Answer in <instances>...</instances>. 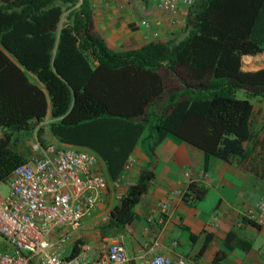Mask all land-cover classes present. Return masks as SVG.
Instances as JSON below:
<instances>
[{"label":"trees","instance_id":"1","mask_svg":"<svg viewBox=\"0 0 264 264\" xmlns=\"http://www.w3.org/2000/svg\"><path fill=\"white\" fill-rule=\"evenodd\" d=\"M186 29L177 43L117 52L96 31L88 0H0V181L27 161L22 136L48 116L57 144L91 150L112 180L136 147L151 160L168 135L206 161L242 156L264 68L243 72L241 58L264 54V0H194ZM35 136L48 144L40 126ZM153 178L140 172L106 228L137 219ZM188 188L197 199L205 193Z\"/></svg>","mask_w":264,"mask_h":264},{"label":"crops","instance_id":"2","mask_svg":"<svg viewBox=\"0 0 264 264\" xmlns=\"http://www.w3.org/2000/svg\"><path fill=\"white\" fill-rule=\"evenodd\" d=\"M88 1L95 29L113 51L138 49L150 42L173 44L186 36L187 19L176 24L174 18L152 3L140 6L126 0ZM142 21H147L149 27L141 26ZM263 68L264 54L242 56L243 72ZM250 102V137L243 144V155L230 161L213 156L206 161L200 149L168 135L154 149L151 160L141 146L136 147L120 174L119 186L114 187L115 180L108 176L104 163L94 152L63 146L96 155L99 160L96 170L108 181L103 200L70 233L65 254H70L75 242L81 241L88 244L89 258L93 259L106 243L120 241L130 252L127 256L139 262L144 244L157 237L161 244L159 253L172 260L184 258L188 264H264V226L250 223L244 217L264 189V100L251 98ZM50 122L48 116L39 124L44 137L47 143L62 146L50 133ZM39 126H33V135ZM143 169H149L154 178L134 207L137 219L123 227L106 228L110 214L128 188L137 183ZM185 172L194 180L208 174L202 187L204 195L193 203L174 198L166 212H160L157 209L160 201L174 190L187 188Z\"/></svg>","mask_w":264,"mask_h":264},{"label":"built area","instance_id":"3","mask_svg":"<svg viewBox=\"0 0 264 264\" xmlns=\"http://www.w3.org/2000/svg\"><path fill=\"white\" fill-rule=\"evenodd\" d=\"M126 1L140 6L152 3L174 18L176 24L186 21L194 2ZM141 26L148 28L149 23L142 21ZM30 150V158L17 166L6 181H0V185L8 187L6 196L0 195V264H188L184 258L172 260L159 253L161 244L157 237L144 244L139 262L127 256L120 241L106 243L93 259L89 258L88 244L78 241V253L69 259L64 248L70 233L103 200L108 181L96 170L97 156L87 151L42 144L36 136ZM207 177L204 173L194 180L185 172L187 188L172 191L158 203L157 209L166 212L174 198L195 202L197 198L188 185L202 188ZM119 181L120 178L112 185L118 187ZM244 217L250 223L264 226V189Z\"/></svg>","mask_w":264,"mask_h":264},{"label":"rangeland","instance_id":"4","mask_svg":"<svg viewBox=\"0 0 264 264\" xmlns=\"http://www.w3.org/2000/svg\"><path fill=\"white\" fill-rule=\"evenodd\" d=\"M236 98H237V99H241V100L248 99L247 95L244 94L243 92H238V93L236 94ZM249 100H250V99H249ZM0 136H1V131H0ZM34 136H35V135H33V134H30V135H23V136H22V139H21V141H22V145L25 146L26 149H29V150H30L31 142L34 140ZM30 156H31V153L28 154L27 159H29ZM7 191H8V187H7V185H6V184H1V185H0V195L3 196V197H5L6 194H7ZM75 244H76V242H75ZM126 253H127V255L130 254V252H129V250H128L127 247H126Z\"/></svg>","mask_w":264,"mask_h":264}]
</instances>
